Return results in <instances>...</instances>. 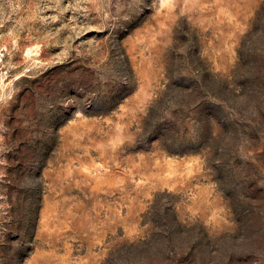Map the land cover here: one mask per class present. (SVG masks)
Listing matches in <instances>:
<instances>
[{
	"label": "rangeland",
	"instance_id": "1",
	"mask_svg": "<svg viewBox=\"0 0 264 264\" xmlns=\"http://www.w3.org/2000/svg\"><path fill=\"white\" fill-rule=\"evenodd\" d=\"M0 264H264V0H0Z\"/></svg>",
	"mask_w": 264,
	"mask_h": 264
}]
</instances>
